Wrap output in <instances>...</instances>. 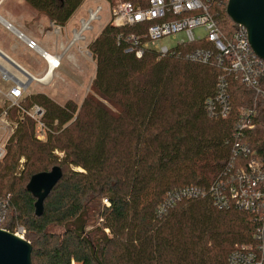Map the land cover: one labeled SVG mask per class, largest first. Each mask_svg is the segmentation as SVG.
<instances>
[{
	"label": "trees",
	"instance_id": "obj_1",
	"mask_svg": "<svg viewBox=\"0 0 264 264\" xmlns=\"http://www.w3.org/2000/svg\"><path fill=\"white\" fill-rule=\"evenodd\" d=\"M25 1L60 27L85 2ZM211 9L227 37L238 30L225 4ZM144 29L107 24L90 43L96 74L80 106H60L44 94L30 97L45 109L51 130L46 142L34 137L33 121L18 119L0 163V203L6 229H26L32 264H229L237 248L258 241L255 217L237 208L220 210L207 198L181 201L159 215L168 193L210 186L232 158L240 110L257 103L255 128L239 143L264 162V101H255L252 91L229 76L232 112L225 120L210 118L205 102L215 96L222 72L186 59L207 43L179 47L177 55L164 58L149 51L137 59L118 39ZM22 157L27 162L17 177ZM56 166L63 178L36 217L27 185Z\"/></svg>",
	"mask_w": 264,
	"mask_h": 264
},
{
	"label": "built area",
	"instance_id": "obj_2",
	"mask_svg": "<svg viewBox=\"0 0 264 264\" xmlns=\"http://www.w3.org/2000/svg\"><path fill=\"white\" fill-rule=\"evenodd\" d=\"M104 1L109 4L108 24L112 27L145 28L142 34H122L118 39V44L124 47L125 52L134 55L137 59H142L149 51L154 52L158 58H164L177 55L179 47L202 41L207 43L206 48L190 51L186 59L194 63L218 67L222 72L217 82L215 96L205 102V111L210 118L225 120L232 112L227 81L229 76H233L252 91L255 101H264V61L253 52L247 31L238 26V30L227 37L212 13L211 7L214 3L225 4L227 7L229 0H148L145 8L123 0ZM103 12L104 8L101 5L90 8L87 16L80 19L79 28L71 32L68 46L61 54L45 51L35 40L9 23L5 22L4 27L29 51L37 54L46 63L45 77L50 78L60 69L62 59L72 48L86 58L93 59L89 50L88 36L94 32V25L102 20ZM52 26L55 29L54 33L59 35L62 27L53 23ZM197 29H202L204 36L197 35ZM181 35L183 39L179 38ZM167 38L176 40V45L171 48L159 45L161 40ZM5 59L0 57V120L6 121L9 111L15 109L21 116L34 122L36 140L46 142L51 130L44 120L45 110L37 104L24 106L31 83H41L46 80L32 77L13 60L8 57ZM257 110L258 103L240 110L232 158L210 186H189L170 192L158 211L159 215H163L181 201L207 198L220 210L237 208L251 214L259 224L255 230L258 241L255 246L237 248L229 257V264H264V162L255 152L239 143L245 131L255 128L253 119ZM16 129L17 124L11 128L8 137L0 139V161L6 157L7 144ZM20 167L24 170L22 160ZM103 202L109 206L108 201ZM5 222L6 217L3 212L1 213L0 203V229L11 233L5 228ZM12 233L26 240L24 227H16ZM72 264L75 262L72 261Z\"/></svg>",
	"mask_w": 264,
	"mask_h": 264
},
{
	"label": "crops",
	"instance_id": "obj_3",
	"mask_svg": "<svg viewBox=\"0 0 264 264\" xmlns=\"http://www.w3.org/2000/svg\"><path fill=\"white\" fill-rule=\"evenodd\" d=\"M87 1L95 2L97 0H87ZM87 1H85V3ZM82 6L75 12V14L70 19V21H72L73 18L76 16V14L82 9ZM87 11H86V16H87ZM81 18H84V16H82ZM81 18H79V20L75 19L73 26L76 27L77 23L79 24ZM70 21L66 24L65 27H62L61 33L59 35H56L54 33L55 29L52 26V22L47 17L38 15V13H36L33 9H31L28 6L25 0H0V26H2L4 30L7 31L4 27V23L6 22V23L13 25L18 31L22 32L24 35H26L30 39L35 40L42 49L52 54H61L62 51L68 46L69 40L71 38V32L74 29L79 28L77 27V28L71 29V27H69ZM32 22L33 24H36L35 28L30 26ZM5 31H3L4 33L0 34V57L5 59L4 56H6L9 59L13 60L18 66L24 69L32 77H35L38 79L44 78L46 82H41V83L35 82L41 88L43 89L52 88L56 82V73H57V76H59V78L61 79L62 86L64 88H68V87H65V86L70 85V82L67 79V75L65 74L66 69H70L73 72L79 71V73L82 74L84 73V69L87 70V68H84L86 66L85 63L89 65V67L91 66L94 69L93 72L91 71L93 73V76L91 77V80L88 83V85L91 87L92 81L96 74V63L94 62L93 59L90 60L83 55L80 57L79 55L75 53L74 51L75 48H72L69 50L67 55L64 56V58L62 59L60 69L57 70L56 73L52 77L50 78L48 76L45 77L47 67H46V63L43 60L42 61L44 62V65H45V71L43 73L39 72L37 74L36 73L37 70L32 64H29L31 66V68H29L27 67L28 64L24 66L23 64L19 62V60L15 59L16 57L19 59H22V58H21V55L14 52V48L12 50V47H10L9 45L10 42H8L7 39L5 38ZM101 31L102 30H100L98 34L95 35V38L101 33ZM14 37L16 38V36ZM88 40H90V36H88ZM21 44L24 46L25 51H29L22 42ZM1 55H4V56H1ZM80 80L81 78L77 79V77H75V83L81 88L82 83H80ZM64 88H61V90L58 91V93L61 94L62 96L66 93V91H63ZM41 93H45V92H41ZM88 93L89 92L87 91L86 95ZM84 98L82 99L80 103L76 102V104L80 106ZM68 100H72L75 102V100L70 99V98Z\"/></svg>",
	"mask_w": 264,
	"mask_h": 264
},
{
	"label": "water",
	"instance_id": "obj_4",
	"mask_svg": "<svg viewBox=\"0 0 264 264\" xmlns=\"http://www.w3.org/2000/svg\"><path fill=\"white\" fill-rule=\"evenodd\" d=\"M226 13L235 25L245 28L253 52L264 61V0H229ZM62 178L58 166L31 178L27 191L36 199V217L42 216L45 200ZM32 252L28 241L0 229V264H32Z\"/></svg>",
	"mask_w": 264,
	"mask_h": 264
},
{
	"label": "rangeland",
	"instance_id": "obj_5",
	"mask_svg": "<svg viewBox=\"0 0 264 264\" xmlns=\"http://www.w3.org/2000/svg\"><path fill=\"white\" fill-rule=\"evenodd\" d=\"M85 1H87V0H85ZM98 5H101L104 8V12L102 13V20L99 23H96L94 25V32H92L89 35L90 36L89 45L94 40L95 35L98 34V32L100 30H102V28H104L109 22V13H108L109 4H108V2H106L104 0H97L95 2H91V1L88 2L87 1L86 3L84 2L82 9L76 14V16L73 18V20L70 21V23H69V27H71V29L79 27L78 23H77L76 27L73 26L75 19L79 20V18H81L82 16L86 17V11L89 8H91V7L95 8ZM30 26L35 28L36 24H33V22H32L30 24ZM3 31H5L4 28L2 26H0V34L4 33ZM196 34L204 36V31L202 29H197ZM5 38L7 39L8 42H10L9 45H10V47H12V50L14 48V52L21 55L22 59H19L17 57L15 58V59L19 60V62L21 64H23L24 66H26V64H28L27 67H29V68H31V66L29 64H32L35 67V69L37 70V72H36L37 74L39 72L43 73L45 71V65H44V62L42 61V59L39 58L37 56V54H35L32 51H25L24 46L21 44V41H19L17 38H15L13 36V34L5 31ZM179 38L183 39V36L181 35ZM176 43H177L176 40H173L171 38H167V39L161 40L159 42V45L167 46V47L171 48V47H174L176 45ZM74 51L80 57L82 56L80 53H78V51L76 49ZM85 65L86 66L84 68H87V70L84 69V73H82V74L79 73V71L73 72L70 69H66L65 74L67 75V79L69 80L70 85L65 86V87H68V88H64L62 86L61 79L59 78V76H57V73H56V82L52 88L43 89L38 84H36L35 82H32L28 88L27 93H26V97H27L26 105L31 106V105L35 104V103H31L30 97L32 95H36V94H44L60 106H63L67 101H72V100H68L69 98L75 100V103L76 102L80 103L82 101V99L86 96V92L87 91L90 92V89H89L90 86L88 85V83L90 82L91 77L93 76L92 72L94 71V69L91 66H90L91 67L90 68L89 65H87L86 63H85ZM74 76L77 77V79L81 78V80H80V83H82L81 88H80V86H78L75 83V77ZM61 88H64L63 91H66V93L63 96L58 93V91L61 90ZM67 90H69V91H67ZM41 92H45V93H41ZM20 116H21L20 112H18L15 109H12L9 111V116L6 119V121L2 122L0 120V139H3L4 137H8V134H9L11 128L14 127L16 124H17V129H18V126H19L18 119ZM17 129L15 130V133H16ZM13 135L11 137H13ZM11 137H10V140H11ZM9 142L7 144V153H8ZM56 155L59 158L63 157V154L59 153V152H57ZM5 159H6V157L2 161H0V163L5 162ZM21 160L24 161V170H25V163L27 161L23 157L21 158ZM21 160L19 161L18 167L15 171V175L17 177H20L22 175V172L24 171V170H21V167H20ZM54 232L61 233L62 230L61 229H55Z\"/></svg>",
	"mask_w": 264,
	"mask_h": 264
}]
</instances>
